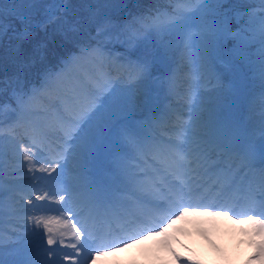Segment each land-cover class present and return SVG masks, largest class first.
Here are the masks:
<instances>
[{
	"label": "rangeland",
	"instance_id": "obj_1",
	"mask_svg": "<svg viewBox=\"0 0 264 264\" xmlns=\"http://www.w3.org/2000/svg\"><path fill=\"white\" fill-rule=\"evenodd\" d=\"M47 1L48 0H39V3L29 8V14H35L36 10L38 12L45 4L43 13L46 12V9L47 11L50 10L49 7L52 0ZM96 1L100 2L96 12L103 11L108 14L121 10L126 13L130 1L132 7H134V0H77L78 5L76 6L75 4V7L83 11V13H78L71 9L73 4L60 3L59 5L57 4L58 7L56 6L51 9V12H47L44 21L47 19H49V21L54 20V24H48L50 27L47 29H57L59 25L57 17H59L58 14L60 12L73 11L78 18H81L86 16L85 10L88 9L90 11L93 9L91 5ZM193 18H196V14H194ZM64 20L66 22L65 18ZM35 23L38 24V20ZM8 25L9 24L5 22V26L7 27ZM43 26L44 24L40 28ZM7 34L2 44H0V53L1 57H3V60L0 59V62L6 67H11L10 64L15 65L11 57V51L14 45H12L13 42L11 43V40L6 37ZM195 34L196 32L194 33L192 31L189 35ZM145 38L148 41L150 40L149 36L142 34L138 40L134 42L136 45H134L133 48L141 45ZM180 42L183 43V45L179 43L180 46L178 50L172 53L174 55H170L172 59L177 57L173 60L174 67L171 75L160 76V74L157 73L146 84L141 86L139 90L130 89V86L136 82L137 77L134 74L133 68L129 65L130 63L135 64L137 62L136 58L126 56V51L123 50H112V48L109 47L99 48L94 46L88 50H80L78 54H70L64 61L63 68L59 70L60 72H57V77H59L58 79L60 80L50 79L49 81L46 80L40 83L34 91L30 92L29 95L25 97L23 103H21L20 96L17 95L18 102L20 105L27 108L28 113L24 111L23 107H21L20 112H14L13 109H9L8 106L2 111L0 110V145H3L0 147V162H2V169H0V186H2L4 190L2 206L12 207L11 205L13 204V209L8 213H19L15 208H17V205H20V208L23 207L27 209V213L30 214L31 210L36 208V196L43 195L45 197L48 195V192L44 190L39 194L32 191L30 184L36 180L35 177H39L47 171H51L56 165H58L56 167H58L59 170H64V167L61 168L60 165L65 166L66 169L64 173L69 174V177H73L71 166L69 165L73 164L74 166L75 164L79 167L78 169L83 168L86 170V163H91L92 165L97 163L96 153L98 149H92L91 146L90 149L85 151L82 149V142H74L73 138L88 119V116L99 109L101 105H103L104 110L111 107L107 102L110 96H114V98L117 99L118 107L122 108V110H115L111 122L103 128L106 134L104 135L105 143L102 152H105L104 154L107 160L111 157H115V153L119 151V149L124 150L126 148V146L123 145L124 135L127 137L126 142L129 149L135 150L136 152L140 150L141 148L139 146L142 143L140 136L143 137L148 134V138H152L151 133H149L150 127L148 120L164 111H160L164 103L166 108L173 107L174 105L173 108L175 112L185 115V119H183L182 123L175 125L174 128L176 131L180 132L183 137L186 134L184 132V127L189 124L193 117H197L199 126L205 129L208 134L212 135L216 140H219V133L227 129L236 137V140L241 138L244 140L247 139L245 134L249 131H253L254 136L252 138L254 139V143L260 142L261 101L258 103V106L250 103L248 115L251 116V129L247 131L243 126L239 127L242 131L241 136L238 135V131L234 127L218 121L221 117H227L226 104L223 103V101L229 93L234 94V99L243 101L241 97L245 95L243 93H245L247 84L246 76H236L226 71L223 62L219 59H217L216 64L211 66L208 70L200 71L201 65L196 50L194 48L185 49L188 38ZM174 46L176 47V45ZM1 48L8 51H5V53L1 52ZM98 50H102L106 53L110 52L111 57L98 55ZM251 51L253 53L255 52L254 49H251ZM227 54H229V51H227ZM121 57L124 58L121 59ZM180 61L181 63H179ZM112 62L118 65L115 71L108 69V66ZM185 66L190 69V73L183 75L182 71L186 68ZM0 68L3 70L1 64ZM104 74L114 76L113 79L116 81L108 82L103 76ZM184 76L188 77L184 78ZM235 76L237 77V82L230 84ZM93 77H96V79L94 80ZM178 78L181 85L179 88L174 89V82L178 80ZM185 80H187V82ZM169 81H171V85H169ZM55 86L58 87L57 90H55ZM224 87H228L229 89ZM174 91H177L174 95H176V97L178 96V100L166 102ZM34 92L35 94H32ZM59 93L61 97H59ZM64 93L69 95H65ZM70 94L72 95L71 97ZM79 99L82 105L86 107V113L85 115L80 114L79 117V114L76 113L75 110H72V113L78 116H74L72 120L70 119V122L74 123V135L67 141H56V136H54L55 139L50 138L51 133L48 129L52 126V123L56 122L57 118L63 115L61 112L63 110L62 102L66 101L65 103H67V105L75 103V109H77V101ZM41 102H44V105H41ZM30 108L33 110L30 111ZM40 112L42 114H40ZM206 112H209V114L212 113L211 117L215 120L200 125L206 118ZM14 122H21L25 127L19 129V136L9 135L8 138L5 137L6 131L14 129ZM91 127L95 129L96 124L93 123ZM143 128H146L148 133H145ZM39 131H42V134H40ZM98 132L99 131L94 133L93 139L99 138ZM31 134L37 138L45 139V141L51 140V142L57 146H62V144L66 143L68 147L66 155H64L65 159L62 160L59 157L57 159L53 156L49 157L46 155V152H43L39 146L35 145L32 139H30ZM240 144L241 142L239 141L235 146L239 151L241 148ZM44 145H48V143ZM148 145L150 144H147V146ZM105 148L107 150H105ZM49 150H51V148ZM99 153H101V151ZM26 154L30 158L27 161L24 159ZM237 162V165L235 163L234 166L233 163L227 168L231 170L230 172L228 171V176L233 174L237 176L241 167L239 159H237ZM144 163L148 166L146 162ZM123 166L125 167L124 164ZM29 169H31V171H29ZM6 172L13 175L7 176L5 174ZM42 172L44 173L42 174ZM76 178L79 177L71 179L73 185L74 182H76ZM126 181L128 180L125 179L124 182L126 183ZM128 183L129 181L127 184ZM59 196L60 193L55 192L52 199L55 198V201H57ZM28 198H31L32 204L26 202ZM2 206H0L1 219L6 215V213L2 211ZM229 215L239 217L247 216V214L240 216L236 213ZM25 218L28 220L27 214ZM60 219H58V215L54 213L46 214L45 222L42 217L40 220L42 223H40L38 227L36 221L33 220L35 224L33 230L28 226L27 228H30L29 230L23 229L19 231L21 240L17 243L21 251L18 255L21 254V256L19 257L16 255L13 251L14 247L12 246L11 250L7 249L4 256V260L7 264L16 262L22 263L30 254H35L40 259L44 258V248L48 247L46 245L47 233L44 229V223L51 222L49 223V227L52 228L51 235L53 238L56 239L58 235L60 236L61 231L65 232L64 237L69 238L68 235L71 230H67L66 224L62 223ZM212 220L214 221L207 224L211 233L204 231V228L201 226L200 229L198 228L200 237L197 239H190L192 242L190 245L194 247L195 255L191 256L190 250L184 249L182 253L184 252L187 258L182 259V257L179 256L180 254H176L174 250H167V256L160 257L161 254L159 251H154L147 243H140L135 248L134 257H129L125 264H264V257L257 259L260 253V246L264 244V237L259 239L260 235L257 234V227L251 225L249 227L245 226V229H243L241 227H233L226 223L225 220L221 221L220 218H218L220 221H216L215 218ZM216 222L218 225H216ZM194 233L195 231H190V234ZM66 243L67 241L65 244ZM174 245L175 242L171 240L170 246ZM158 254H160L159 257ZM59 257V253L58 255L56 253V257L54 258L55 264H58L57 260ZM104 261L105 260H103V262ZM98 262L97 260V263Z\"/></svg>",
	"mask_w": 264,
	"mask_h": 264
},
{
	"label": "snow or ice",
	"instance_id": "obj_2",
	"mask_svg": "<svg viewBox=\"0 0 264 264\" xmlns=\"http://www.w3.org/2000/svg\"><path fill=\"white\" fill-rule=\"evenodd\" d=\"M12 5L8 12L9 17L16 21V24H9L5 26V0L0 4V44H2L5 35L11 32L15 37V45L11 51V57L14 64L18 68V73L13 77L16 82L15 91L21 93V103L24 102L25 97L29 95L26 86L21 85V77L19 72H22L26 67L30 66L40 58L43 54V50L46 47L44 42H38L33 44L34 30L30 27L31 16L29 14V8L34 7L39 0H7ZM61 4H69L71 0H58ZM179 2V0H178ZM206 4H215L218 7L210 9L206 18L202 19L199 23L193 25L196 29L195 35H189L187 48H194L196 54L199 57V63L201 65L200 71H206L211 66L216 64L217 59L221 60L224 64V69L236 76H246L247 71L254 74L259 79L261 87L264 88V14L259 18L258 23L244 22L240 20L235 29L233 28V20L236 17H231L228 12L222 10L221 7L228 2V0H204ZM256 3L261 5L264 9V0H255ZM250 17L254 13L248 14ZM239 16V14H237ZM135 37H130L128 43L133 42ZM231 41L233 47L229 50V54L225 56L223 53L227 48V42ZM90 47V45H88ZM255 48L253 53L251 49ZM97 54L100 56L111 57L110 52H104L98 50ZM126 56L131 57L134 55L132 52H126ZM124 57H121L123 59ZM136 63L131 64L134 74L137 79L134 84L130 86V89L139 90L141 86L146 84L157 73L160 76L166 75L160 64L157 62L155 56L149 58L145 55L143 57H136ZM247 69V71H246ZM171 85V81L168 82ZM3 82L0 81V95H2ZM115 91V90H114ZM261 127H260V142L253 143L248 142L240 148L239 154L235 157L241 162V167L237 173V179L240 174H243V181H241L239 191L250 201H255L260 209L261 219L256 218L255 209L252 214L247 215L246 222L255 225L257 227V234L264 237V93L261 95ZM108 104L111 106L107 110L103 109V105L92 114L88 116V119L81 126L79 131L74 136L73 140L82 142V149L87 151L92 146L93 135L97 131H101L104 126L109 124L113 118L115 110H122L118 107V101L114 96L108 98ZM95 123L96 128L93 129L91 125ZM127 131V130H126ZM184 144L178 145L181 148L182 154L185 157L184 161H178L179 167L184 169L185 175H191L192 173L201 174L203 176H211L216 174V167L211 163L217 155L218 151L225 150L234 152L236 149L231 145L218 142L214 137L210 136L205 129L199 126L198 118L193 117L189 124L184 127ZM188 145L189 147H185ZM159 145H148L141 148V153L147 158L149 152H154ZM24 159L29 160V156L26 154ZM175 159V157H173ZM0 169H2V162H0ZM247 170V171H246ZM31 171V169H29ZM52 172H56V168L53 167ZM231 170L229 169V172ZM144 176H152L150 172H144L139 175H132L133 180H139ZM228 181V175H224L221 180L217 177V184ZM249 181H251L249 183ZM236 185V179H232L230 182L224 184L225 193L231 192ZM216 185H213L215 187ZM157 187H160L157 185ZM161 192L164 189L161 188ZM176 195H182L181 192H177ZM4 196L3 187L0 186V206H2V198ZM23 199V198H22ZM44 197L37 195L36 200H42ZM172 200V196L168 195L165 201L155 202L150 201L152 207L156 209H165L166 203ZM28 204H32L31 198L26 201ZM207 216V217H224L231 218L229 211L226 209L213 210V211H196L191 212L187 207L180 209L167 218L164 222V226L160 228L159 235H164L168 229L176 223L177 220H181L186 216ZM132 223L139 220L140 217L133 214ZM41 221H37V227ZM49 223H44V229L47 233L46 245L44 248V258L40 259L35 254H30L22 264H55L56 249L52 246L57 244V240L51 235L52 228L49 227ZM81 233L77 229L76 241L80 243ZM77 243H73L70 246L74 249L77 248ZM126 243V241H125ZM87 240L83 244H80V249L76 252L79 256L80 251H84L86 254L89 249L85 247ZM264 257V244L260 246V253L257 259ZM69 257L66 255L65 259ZM82 259V258H81ZM0 264H7L3 258V245L0 244Z\"/></svg>",
	"mask_w": 264,
	"mask_h": 264
},
{
	"label": "trees",
	"instance_id": "obj_3",
	"mask_svg": "<svg viewBox=\"0 0 264 264\" xmlns=\"http://www.w3.org/2000/svg\"><path fill=\"white\" fill-rule=\"evenodd\" d=\"M49 1V0H48ZM47 1V2H48ZM174 0H134L133 4L134 7H132L131 1L130 4L127 6L128 16L121 15L122 11H118L117 14H108L103 11H98V4L99 1L93 3L91 6L93 7L92 10H85L86 16H83L81 18H78L76 14L73 11H63L58 18L59 25L57 26V29H47L50 26L53 25V21H47V23L44 24L42 28H36L33 32L34 39L32 41L33 44H36L38 42H44L46 44V47L43 50V54L40 58H37L34 63H32L30 66L26 67L22 72H19V75L21 77V85L26 86L28 88L29 84L37 82L38 79L41 78V72L42 70H47L46 72H52L55 68H59L61 66V60L63 57H65L68 52L71 50H78L80 46H92L93 44H113L117 45L119 47H125L129 46L128 44V37L131 35L130 29L136 30L141 28V21L143 20V16H141V21L139 22L138 27H130L126 25V22L133 21L134 16L132 15H138L139 13L144 16V19H148V24L150 28L154 29L155 24L153 22L161 23L164 25H173L177 21H170L171 18H173L172 12L174 11L175 5ZM189 0H179V4H186ZM198 1V0H195ZM229 1V0H228ZM4 0H0V4H2ZM46 2V3H47ZM177 4V8L179 10H189L191 6L193 5V1H191L189 4L185 5V8L182 9L181 6L178 4V0L175 1ZM73 4L71 7L72 10H75L78 13H83L81 9H78L75 7L78 5L77 0H71L70 2ZM237 4L241 7H246V4L237 1ZM46 5V4H45ZM45 5L39 9V11L35 12V14H30L31 21L30 26L34 24L35 21L38 20L42 16V12L44 11ZM12 5L5 0V22L8 24H16L15 20H12L8 12L11 9ZM204 7L201 5V8L199 10V16L195 23L197 21H200L201 19L205 18L208 14L206 11H204ZM66 19V22L63 18ZM179 15L177 12L174 13V16ZM170 21V23H169ZM233 27H235V24L233 23ZM155 36L159 38L158 43H169V39L171 35L167 34V32H161L160 30L155 29ZM8 39L11 40L12 45H15V37L11 32H8L7 36ZM5 38V37H4ZM157 46L158 49L165 48L166 46L157 45L156 43H150L142 46L140 49V52L145 55H151L152 49ZM160 46V47H159ZM8 51L1 48V52ZM0 59L3 60V57H1L0 53ZM0 68V81L4 82L5 74H11L9 76H14L13 73H18V68L16 65L10 64L11 67L4 66L3 63H1ZM48 67V69H46ZM16 86V82L14 80L13 83ZM16 87H12V91H15ZM11 87L6 88L2 86V95H0V104L7 99L8 100V94H10ZM28 90V89H27Z\"/></svg>",
	"mask_w": 264,
	"mask_h": 264
},
{
	"label": "bare ground",
	"instance_id": "obj_4",
	"mask_svg": "<svg viewBox=\"0 0 264 264\" xmlns=\"http://www.w3.org/2000/svg\"><path fill=\"white\" fill-rule=\"evenodd\" d=\"M186 73H187V71H186ZM238 154H237V152L236 151H234V152H228L227 153V155H226V159H231V157L233 158V157H236ZM8 174H10V173H8ZM7 174V175H8ZM95 177V176H94ZM96 183H97V187H96V191H98V193H100V194H103V191H105V188L103 187V186H101L102 184L101 183H105V182H103L101 179H99V178H96ZM188 187H191V186H188ZM209 192L207 193V196H206V199L205 200H207V199H211V198H213V191L214 190H208ZM108 194V193H107ZM249 203H251V201H249ZM225 202L224 201H221L220 203H219V206H223V207H225ZM12 207H13V204L11 205ZM23 206H25V205H23ZM15 207V206H14ZM17 208H15L16 209V211L18 210V208H20V205H17L16 206ZM23 207H21L19 210H18V212H19V216L18 217H22L23 216ZM238 213H241L242 211H243V209H242V207L240 206L239 208H238V210H236ZM206 218H208L207 216H194V215H189V216H186V217H184L183 219H181V220H179L180 221V223L181 224H183V225H185V223H186V221H188V220H190V219H197V220H203L204 221V219H206ZM20 219V218H19ZM18 221V220H17ZM68 225V224H67ZM77 247H78V245H77Z\"/></svg>",
	"mask_w": 264,
	"mask_h": 264
},
{
	"label": "water",
	"instance_id": "obj_5",
	"mask_svg": "<svg viewBox=\"0 0 264 264\" xmlns=\"http://www.w3.org/2000/svg\"><path fill=\"white\" fill-rule=\"evenodd\" d=\"M57 3H58V0H53L50 8L54 7L55 4H57ZM153 56L156 57L157 62L164 69L165 73H167L168 69H169V66H168L169 64H168L167 59L165 58V56L162 53H158V54L153 55Z\"/></svg>",
	"mask_w": 264,
	"mask_h": 264
}]
</instances>
